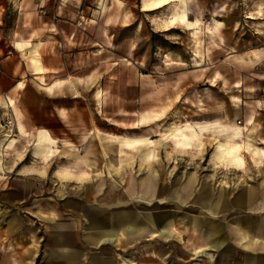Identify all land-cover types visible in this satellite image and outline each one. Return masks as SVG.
<instances>
[{
  "label": "rangeland",
  "instance_id": "1",
  "mask_svg": "<svg viewBox=\"0 0 264 264\" xmlns=\"http://www.w3.org/2000/svg\"><path fill=\"white\" fill-rule=\"evenodd\" d=\"M9 1L0 0V14L4 13L3 5ZM87 1L84 0V3ZM102 1L107 5L105 12L98 9ZM130 1V5L125 9H123L124 3L121 2L119 7L120 3L117 0H114V4L109 3L108 0H98L91 5L95 10H91V19L85 24L90 32L84 35L81 43L84 52L83 61H85L83 71L70 67L59 73H47L46 77L45 73H42L45 82H49L53 75L70 74L68 77L70 80L75 74L87 75L93 70L100 73L97 84L90 89H82L79 102L68 105L72 110L68 118L70 135L66 140L58 142V146L63 150L49 149L45 154L37 146L34 148L32 144L34 137L26 139L24 134H20L18 126L16 128V121L26 123L27 119L24 114L26 104L22 101L24 96L13 93L10 96L13 102L9 109L8 106L0 103L2 106L0 151L4 152L2 148L6 147L9 141L31 140L30 144H32V146L27 145L22 156H16L13 150H5L6 154L0 155L4 157L6 171L10 172L15 167H27L31 171L34 170L33 173L43 174L46 166L53 170V176L60 180L56 175L57 169L68 167L75 172L84 169L75 163L70 154L84 155L89 148L93 152L90 157L97 159L101 172L92 173L90 168L85 169L90 172L91 177L110 179L115 189L122 191L124 199L127 197L130 199L127 191L132 182L138 183L141 175L155 173L162 179L163 185H169L170 179L177 176L181 186L185 185V180L191 174L195 175L194 182L189 186L191 192H183L181 188L179 190L187 199L184 203H179V217L182 221L177 231L179 237L203 239L205 243L206 235L201 230L205 229V225L213 222L217 230L212 238L226 240L227 252L237 255L238 259L241 256V264H252L251 259L254 264H264V241L248 240L258 237L259 232L264 230V191L258 189L259 191L252 195L250 201L246 196L243 201L233 202L244 185L255 184L264 187V64L259 62L264 54H254L250 58L247 56L249 50L258 46L263 47L261 43L264 41V23L247 21L240 31L228 28L230 30L226 33L229 44L227 49L232 50V54L237 50L242 56H236L238 57L236 59L235 55L231 54L226 56L218 52L209 53L213 47L219 49L217 46L219 34L214 32L211 36L206 33L205 28L212 26V21L207 23L202 22L201 19L198 22L201 29L198 37L192 35L194 50L196 47L199 50L197 54L199 62H195L196 58L192 54L194 58L189 63H185L186 55L176 54L178 46H180L179 52L182 47L187 46L188 39L184 31L187 27L175 22L178 13L182 14L188 8L190 16L235 14L238 13V4L241 0H166L161 7L151 9L152 11H139V0ZM243 2L245 10H248L246 3H255L259 7L264 4V0H243ZM88 10L90 11V8H87L85 13L87 16ZM121 10L123 18L119 23H114L116 21L111 19H109L111 22L107 21L108 17L117 19ZM155 16L163 27L178 26L160 34L151 33L152 29H160L152 22ZM9 24L10 22H0V99L3 92L17 80L23 81L24 86L28 81L36 83L34 81L39 80L38 77L33 78L35 75L30 72L32 70L28 64L29 47L27 52L22 53L12 46L15 40L29 39L10 36ZM255 28L261 29L259 37L254 34ZM28 42L32 45L31 41ZM235 42L238 43L237 47ZM205 46H209V49ZM204 48L208 51L207 62L213 63L220 56L225 58L224 61L220 65L210 64V68L205 70L194 68L202 63ZM163 51L166 52L164 57ZM140 56L143 58L146 56L147 72L153 70L160 74L157 91L154 84L148 85L151 88L150 95L147 101L142 103L138 98L137 82ZM162 57L166 60L164 65L160 61ZM258 67L262 71H259ZM89 69L91 71H88ZM8 72L11 73V79L5 84L3 81L6 78L5 73ZM163 72H167L168 76L164 80L161 75ZM204 73H207L211 79L205 80ZM128 80L134 83L128 86L126 85ZM126 88L127 94H125ZM21 89L16 88L20 94ZM97 90L100 92L99 97L95 95ZM140 111L144 115H149L148 118H139L142 114ZM36 112L42 114L41 109ZM154 112L158 115L150 116ZM214 119L218 120L202 121ZM237 119L241 120V124L236 123ZM198 120L214 127L210 130L211 133L206 132L204 136L195 134L190 125L201 122ZM214 123L229 132L233 128L242 131L241 137L235 140V143L245 148L241 152L246 162L245 168L235 169L218 163L220 159L216 156V148L219 144L224 142L226 144V141L217 131L218 126L217 128L213 126ZM111 135L119 139L132 137L133 139H127L129 141L147 139L155 144L144 146L142 150L138 149V146L128 144L133 148L129 150L116 148V141ZM70 138H73V141ZM105 147L113 148V152L104 151ZM65 148L69 150H64ZM146 150L151 151L149 160L144 159ZM113 158H118L120 162L114 171H112L113 166L109 164V159L114 160ZM140 160H145L141 166H139ZM12 163H14L13 167ZM107 168L112 171L113 176L107 175ZM131 178L135 180L130 181ZM204 180L212 184L210 194L212 197L221 189H226L229 206L233 207L225 212H211L196 206L194 199L201 187H205ZM247 207H252L254 210L250 211ZM149 209L151 208L148 207L147 210ZM192 215L203 220V225H199L198 229L189 221ZM187 222L189 224H186ZM241 235H245V240L248 241H239ZM206 248V251L213 253L209 245Z\"/></svg>",
  "mask_w": 264,
  "mask_h": 264
},
{
  "label": "crops",
  "instance_id": "2",
  "mask_svg": "<svg viewBox=\"0 0 264 264\" xmlns=\"http://www.w3.org/2000/svg\"><path fill=\"white\" fill-rule=\"evenodd\" d=\"M93 1L89 2L88 0L87 3H84V0H10L3 5L4 13L0 14L1 23L10 22L8 25L10 36L29 39L15 40L12 46L22 53L27 52L29 47L28 64L32 70L30 72L35 75L33 78L38 77L39 79L34 81L36 83L28 81L25 86L23 81L17 80L15 84L3 92L0 103L3 106H8L9 109L13 102V99L10 98L13 93L24 96L22 101H25L26 104L24 114H26L27 119L26 123H18L17 120L16 128L18 126L19 132L21 135L24 134V138L32 139L34 137L32 143L34 148L37 146L45 154L49 149L63 150L58 146V142L66 140V137L70 135L68 118L72 114V110L68 105L79 102L80 91L93 87L100 77L97 70H93L87 75L75 74L70 80H68L70 74L67 76L53 75L49 82H45L42 75L45 73L44 76L46 77L47 73H59L70 69V67L83 71L85 61H83L84 52L81 43L84 35L90 32L85 24L91 19V10H95L91 8V5L98 0ZM117 1L120 3H118L119 7L121 2L124 3L123 9L128 7L131 2L130 0ZM165 1L139 0L138 10L152 11L151 9L161 7ZM108 2L114 4V0H108ZM243 3V0L239 1L238 13L235 14L190 16L188 8L182 14L179 12L175 17V19L178 18L175 22L187 27L184 31L188 39L187 46L182 47L180 52L178 51L180 46H178L176 54L186 55L185 63H189L194 58L191 56L193 54L196 58L195 62H199L197 59L199 50L197 47L194 50L192 35L198 37L201 31L198 22L202 19V22L210 23L212 21V26L205 28L206 33L211 36L214 32L219 34L217 41L219 49L213 47L209 53L218 52L226 56L231 54L235 55L236 59L238 58L236 56H241L237 50H235V54H232V50L227 49L229 47L226 39L227 31L230 29L240 31L247 21L264 23V4L259 7L255 3H246L248 10H245ZM87 8H90L88 16L85 14ZM98 9L105 12L107 5L102 1ZM122 12L121 10L117 19L108 17L107 21L111 22L109 21L111 19L116 21L114 23H119L123 18ZM152 19L153 24L160 28L158 30L152 29L151 33L154 34L169 31L178 26L163 27L161 23H158L157 16ZM229 27L230 29H228ZM254 34L259 37L261 29L255 28ZM28 41H31L32 45ZM237 46L238 43L235 42V47ZM261 46L263 47L258 46L256 49L249 50L248 58L254 54H264V41ZM205 48L209 49V46H205ZM205 48L202 50L204 54L202 63L194 66V68L205 70L210 68V64L218 63L220 65L224 61L225 58L220 56L213 63L207 62L206 54L208 51ZM253 51L256 52L252 53ZM165 55L166 52L163 51V57ZM163 57L160 61L164 65L166 60ZM146 62V56L144 58L140 56L137 82L138 98L141 103L147 101L150 95L151 88L148 85L154 84L157 91L160 83V74L153 70L147 72ZM259 62L264 64V55L259 59ZM258 69L262 71L261 68L258 67ZM204 74L205 80L211 79L207 73ZM5 75L6 78L3 82L7 84L8 80L11 79V73L8 72ZM161 75L163 80L168 77L167 72H163ZM213 80L215 81V79ZM133 83L128 80L126 85L131 86ZM16 88H22L21 94ZM125 94H127V88ZM95 95L99 97L100 92L97 90ZM0 108L2 109V106ZM40 109L42 114H37L36 110ZM155 114L158 115L154 112L150 116ZM148 116L142 113L139 118H148ZM216 120L218 119L202 121L212 122ZM202 121L189 125L195 134L204 136L206 132L211 133L210 130L214 127ZM215 124L217 123H214L213 126L217 128L218 125ZM217 131L220 136H224L226 141V144L224 142V144L219 145L226 146L231 142L238 144L241 148L239 155L242 163L238 164L232 161L227 166L235 169L245 168L246 162L241 153L242 149L245 148L239 143H235V140L241 137L242 131L233 128L229 132L221 125L218 126ZM111 136L116 141V148L126 150L133 148L130 147L132 145L138 146V149L142 150L144 146L155 144V142L147 141V139L129 141L127 139L133 138L123 137L119 139ZM70 139L73 141V138ZM30 143L31 140L9 141L8 145L3 146L2 149L4 152L5 150H13L16 156H22ZM64 150L69 149L65 148ZM107 150L113 152V148L107 149L105 147L104 151ZM147 150L144 151L145 160L151 158V151L147 152ZM4 152L0 151V155L4 156L6 154ZM91 153L93 154L88 148L84 155L70 154L75 163L84 169L79 172L68 167L57 169L56 175L64 182L55 178L52 173L53 170L45 165H42L45 166L43 174L33 173L34 170L31 171L27 167H15L8 172L4 157H0V172H4L3 174L0 173V264L242 263L241 256L238 259L237 255L227 252L226 240L212 238L217 230L213 222L205 225V229L201 230L206 235L205 243L203 239L179 237L177 231L182 222L179 217V203H184L187 200L179 190L181 188L183 192H191L189 186L194 182L195 175L191 174L183 186L180 185V179L177 176L170 179L169 185H163L162 179L155 173L141 175L138 183L132 182L127 191L130 199L128 197L124 199L122 191L115 189V185L110 179L91 177L90 172L85 169L86 167L90 168L92 173L101 172L97 159L90 157ZM113 159H109V164L113 166L112 171L118 168L120 164L118 158ZM145 160H140L139 166ZM21 170H29L30 172H22ZM112 171L107 168V175L113 176ZM132 180L135 178L130 179V181ZM204 185L206 188L202 186L194 199L196 206L202 209L206 208L211 212H225L228 208L233 207L229 206L226 189H221L212 197L210 195L212 184L204 180ZM258 189L264 191V187L260 185H244L234 197L233 202L243 201L246 196L250 201L252 195L259 191ZM168 205L171 207H165ZM148 207L151 209L147 210ZM247 208L250 211L254 210L252 207ZM189 221L196 229L199 225H203V220L194 215L190 216ZM238 233L240 234V232ZM258 235V237H252L248 240L251 242L264 241V230H261ZM248 240H245V235L239 237L241 242ZM208 245L213 253L206 251ZM251 263L254 264L252 259Z\"/></svg>",
  "mask_w": 264,
  "mask_h": 264
},
{
  "label": "bare ground",
  "instance_id": "3",
  "mask_svg": "<svg viewBox=\"0 0 264 264\" xmlns=\"http://www.w3.org/2000/svg\"><path fill=\"white\" fill-rule=\"evenodd\" d=\"M241 148L238 144L229 143L228 145H218L216 148L217 155L220 159L218 163L229 165L232 161L242 163L239 155ZM217 159V158H216ZM226 167V166H225Z\"/></svg>",
  "mask_w": 264,
  "mask_h": 264
},
{
  "label": "built area",
  "instance_id": "4",
  "mask_svg": "<svg viewBox=\"0 0 264 264\" xmlns=\"http://www.w3.org/2000/svg\"><path fill=\"white\" fill-rule=\"evenodd\" d=\"M236 123L237 124H241V120L240 119H237Z\"/></svg>",
  "mask_w": 264,
  "mask_h": 264
}]
</instances>
